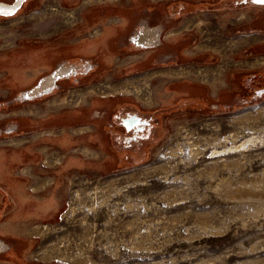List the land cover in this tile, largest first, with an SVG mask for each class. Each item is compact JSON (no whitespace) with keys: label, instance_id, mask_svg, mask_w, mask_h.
Returning <instances> with one entry per match:
<instances>
[{"label":"rangeland","instance_id":"1","mask_svg":"<svg viewBox=\"0 0 264 264\" xmlns=\"http://www.w3.org/2000/svg\"><path fill=\"white\" fill-rule=\"evenodd\" d=\"M83 1L24 0L0 14V241L19 257L0 253V264H264V16L242 20L237 35L208 30L199 42L211 54L162 67L154 61L172 53L130 37L157 2ZM61 66L82 78L37 92ZM232 89L242 94L218 96ZM196 92L205 108L179 106ZM124 94L168 106L169 131L147 163L95 180L39 171L42 134L65 125L51 118Z\"/></svg>","mask_w":264,"mask_h":264},{"label":"flooded vegetation","instance_id":"2","mask_svg":"<svg viewBox=\"0 0 264 264\" xmlns=\"http://www.w3.org/2000/svg\"><path fill=\"white\" fill-rule=\"evenodd\" d=\"M138 1L145 2V0ZM149 1L157 2L154 8L144 9L148 14L152 13L151 17L147 20H138L136 26L137 30L130 37L133 38V45L137 43L141 46L150 45L149 47H151V49L156 47L158 53H172L174 58L172 60H168L167 62L161 61L160 63L157 62L159 60L154 61L162 67L178 65L180 63L179 59L183 58L182 55H179L180 53L187 54L185 52H196L205 55L210 54L206 53V47L197 51H195L196 48H194L190 51L195 45L199 44L200 38L197 32L183 25L184 21L196 14V9H205L206 13H223L228 17L238 14L243 10L249 12L248 14H256L260 8L264 7L257 6L252 0ZM23 2L24 0H22L20 5H22ZM125 2H128V0L115 1L116 4ZM200 3L203 5H199ZM116 22L112 21L111 24L115 25ZM237 26L238 24L228 25L226 27V32L231 35H237V33H240L236 32ZM112 27V29H114V26ZM109 29H111L110 26ZM187 29L191 31H185ZM211 30L213 31V29ZM205 32L208 33V30H205ZM181 46L184 49H181ZM162 47L166 48L163 49ZM252 49L256 48L253 47ZM142 50H144V48L140 47V49H135L133 52L137 53ZM253 51L254 50H252V53ZM211 56L212 55H208L206 58L210 59ZM120 65L122 64H118V66ZM74 71L75 67H58L47 79H43L37 92H57L55 86H53L52 89L51 86L56 85V82L61 79L66 80V75L71 74L69 77L72 78H67L71 83H74V80L81 79L82 77H80L78 73L76 75H78L79 78H73L72 73ZM256 76V73L250 75L251 78H255ZM258 76L257 78H259ZM240 77L246 80L249 79L248 75L244 73L240 74ZM261 80L264 81V78L262 77ZM197 87L194 86V88L198 90L199 87ZM48 89H51V91ZM243 89L246 90L247 88ZM249 89H251V87H249ZM227 93H230V96L236 95L237 93L242 94L238 89H232L228 92L218 93V96L227 95ZM211 95L212 94L209 93L210 97ZM107 98L100 100L91 98L88 103H84L80 106L75 105L74 107L77 108L74 109L65 107L63 111H59V115L51 118L55 124L53 126H57V124L64 121L65 125L62 128H53V130H51L52 128L50 130L48 129L42 134L41 138H44L45 142L41 143L43 146H41L40 152L44 149L45 151L43 152L47 154L43 159L44 161L46 159L43 165L47 169L41 168L42 170H39L41 173L46 174V172H48V174H46L47 176H52L53 178L57 177L59 180H68L70 176H85L81 174L82 172H86L87 178L91 177L95 180L101 175L102 177H104V175H112L113 173L127 171L147 163L150 152L158 147L166 132L169 131L167 122H165L166 120L164 119L168 111L164 109V107L168 106H147L144 102L140 100L136 101L127 94ZM187 102L189 104L187 107L193 110L195 108H205L206 94L196 92L193 95H188V97L184 96L180 99L179 106L181 107L183 104L185 106ZM56 129H59V131H56ZM49 147H53L63 155L57 168L55 165L56 162L54 161L56 159L54 158L55 155H50L47 151ZM33 154L34 153H32V155ZM32 155L31 157L33 158ZM32 169L35 173L36 169ZM1 216L0 205V217ZM0 248V253L5 252L6 258L13 259V262L19 261L15 248L3 249L1 241ZM9 250L14 252H9ZM7 253L15 258L7 257ZM20 264L26 263L20 261Z\"/></svg>","mask_w":264,"mask_h":264},{"label":"crops","instance_id":"3","mask_svg":"<svg viewBox=\"0 0 264 264\" xmlns=\"http://www.w3.org/2000/svg\"><path fill=\"white\" fill-rule=\"evenodd\" d=\"M199 5H203V4L200 3ZM82 8H86V7H82ZM263 8H260V10L256 14H254V13L248 14L249 12H247V15L244 16L242 14V12H240L238 14L233 15V17H227L223 13H218V12L206 13L205 9L200 8V9L195 10L196 14H194L193 16L190 17L191 21L186 23L185 27L190 28L193 31L197 32V35L199 36V38L200 37L203 38V34L206 33L205 30L213 29V31H214V29H216L217 27H220V26H222L224 29H226V27L228 25H235V24L239 25V23H242L243 21L251 22V21L255 20L256 18H263V16H264L263 15L264 14ZM261 12L263 14H259ZM238 18H239V20H238ZM228 19L230 21H227V23L225 24L223 21L228 20ZM206 20L210 21V23H208V25H207L208 29H206ZM234 21H236V22H234ZM220 22L223 24H219ZM114 28H116V27H114ZM190 29H187L185 31H191ZM204 47H205L204 44L203 43L201 44V42H199V44L195 45L192 49H190V51H192L194 48H196L195 51H197V50L203 49ZM210 52H211L210 49L206 48V53H210Z\"/></svg>","mask_w":264,"mask_h":264},{"label":"water","instance_id":"4","mask_svg":"<svg viewBox=\"0 0 264 264\" xmlns=\"http://www.w3.org/2000/svg\"><path fill=\"white\" fill-rule=\"evenodd\" d=\"M252 1H253V3H255L257 6H264V3L257 2V0H252ZM20 2H22V1H20ZM20 2L17 1V2H16L15 4H13V5H8V4L2 5V4H0V9L4 10V11H6V12L11 13V12H13V11L17 8V6L20 4Z\"/></svg>","mask_w":264,"mask_h":264},{"label":"snow or ice","instance_id":"5","mask_svg":"<svg viewBox=\"0 0 264 264\" xmlns=\"http://www.w3.org/2000/svg\"><path fill=\"white\" fill-rule=\"evenodd\" d=\"M257 2L264 3V0H257ZM0 14H3V15H10L11 13H9V12H6V11H4V10L0 9Z\"/></svg>","mask_w":264,"mask_h":264},{"label":"bare ground","instance_id":"6","mask_svg":"<svg viewBox=\"0 0 264 264\" xmlns=\"http://www.w3.org/2000/svg\"><path fill=\"white\" fill-rule=\"evenodd\" d=\"M20 1H22V0H18V2H20ZM2 5H5V4H2ZM180 73H183V72H180ZM48 182V181H47ZM48 202V201H47ZM46 202V203H47ZM51 202V201H50ZM46 203H44L45 205H46ZM43 206V205H42ZM48 207V206H47ZM55 212V211H54Z\"/></svg>","mask_w":264,"mask_h":264}]
</instances>
